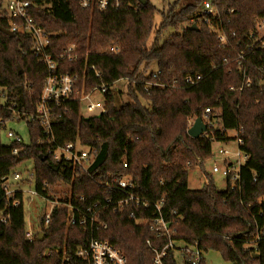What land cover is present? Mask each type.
Returning a JSON list of instances; mask_svg holds the SVG:
<instances>
[{
    "label": "trees",
    "instance_id": "obj_1",
    "mask_svg": "<svg viewBox=\"0 0 264 264\" xmlns=\"http://www.w3.org/2000/svg\"><path fill=\"white\" fill-rule=\"evenodd\" d=\"M204 1L175 0L159 9L150 0H122L117 8L98 10L82 8L80 0H35L33 16L50 39L47 53L59 60L62 50L74 44L78 58L60 60V69L78 74L86 91L105 85L106 111L84 117L80 102L72 99L52 106L56 142L79 140L94 149L89 173L76 178L71 177L68 163L54 162L47 145L37 143L43 132L36 117L26 123L31 144L17 156L13 144L2 142L0 122V177L32 159L38 187L45 182L54 187L62 180L71 187L73 203L79 204L77 198L82 196L88 206L121 196L107 183L114 185V177L120 175L132 176L151 208L130 205L117 212L104 208L108 227L95 233L124 251L128 264H153L147 240L159 246L167 242L131 216L134 211L136 217H152L161 201L162 210L173 219L178 244L197 246L203 253L217 250L231 264H264V234L254 247L247 245L251 234L264 228V35L259 30L264 27V0H211L218 11L215 15L202 9ZM193 23L197 27L192 28ZM0 27H8L2 14ZM169 28L176 31L167 33ZM112 46L118 49L108 51ZM29 47L28 36H9L0 30V94H8L21 118L36 114L48 74ZM240 52L251 78L250 86L242 90L230 88L241 74ZM196 73L211 83L185 82L187 75ZM121 79L129 82L130 100L118 105L112 88ZM206 107L219 112L217 127L191 137L190 119L203 118ZM11 111L0 106V120L9 118ZM230 130L235 134L229 135ZM237 137L248 155L240 169L241 189L231 190L227 182L220 190L210 174L201 188H190L189 170L203 167L213 157V142ZM12 201L0 184V264H62L64 253L69 261L63 264H89L75 253L87 246L92 233L79 224L68 226L66 207L54 208L43 233L29 240L24 205L13 206ZM39 219L43 226V216ZM54 248L61 251L46 254ZM165 264H178L175 250H169ZM185 264L193 263L187 258ZM198 264H207L204 256Z\"/></svg>",
    "mask_w": 264,
    "mask_h": 264
},
{
    "label": "built area",
    "instance_id": "obj_2",
    "mask_svg": "<svg viewBox=\"0 0 264 264\" xmlns=\"http://www.w3.org/2000/svg\"><path fill=\"white\" fill-rule=\"evenodd\" d=\"M122 0H80L79 4L82 8H96L98 10H106L108 8H117ZM36 8L35 0H0V14L6 18L8 27H4L12 33H20L30 38V51H33L47 69V78L43 90L36 104V114L30 115L28 118H21L20 112L15 108L16 104L8 102V94H0V106L12 109L9 118L1 119L3 124L1 128L5 131L10 145H14L12 151L17 156L21 149H27L31 144V138L28 130V142L16 130L8 128L7 123H24L27 127L28 120L36 117L42 127L43 136L37 139V143L47 145V155L49 154L54 162H66L71 166V177H79L83 173H89V167L95 160L94 149L90 146L83 145L79 140L65 143H57L53 132L52 122L55 114L52 110L53 104L59 105L66 100H78L80 102V112L84 117L99 116L106 111V86L102 85L93 90L86 91L85 82L79 84V75L74 73H63L60 69V60L73 61L78 58L76 46L71 44L65 47L59 60L53 58L47 53V47L50 43L49 35L36 22L33 12ZM202 9L208 14H218L217 8L211 0H205ZM207 19L205 18V21ZM260 35H264L263 25L259 26ZM263 32L261 33V31ZM220 40L225 43V38L221 36ZM118 46L108 48V51L114 52ZM241 53V52H240ZM238 55L241 65V74L236 78L235 85L230 88L242 90L246 86H250L251 78L245 71V65L241 63L244 54ZM246 61V59H245ZM91 69H94L91 66ZM97 76H100L98 71H95ZM185 82L189 85H197L199 83L210 84L211 79L201 73L187 75ZM162 86V84H158ZM99 91L102 94V100L92 98L93 93ZM85 107V109L83 108ZM83 108V109H82ZM85 112V113H84ZM219 112H216L211 107H206L203 121L207 125L206 132L213 127H217V118ZM194 119H190V126ZM205 132V133H206ZM238 149L230 151L224 147H219L217 160L223 165L220 167L214 161L212 170L221 172L226 178L231 190H240V169L246 162L248 155L243 152L239 145L242 139L237 137ZM122 161L127 166L126 158ZM27 163H29L28 166ZM114 185L107 186L116 192H120L121 196L107 197L104 201L98 200L88 206L84 205L85 199L81 196L77 198L79 204L72 201L71 187L68 183L60 180L56 182L54 187H50L48 182L43 183L38 187L36 179V169L32 159L23 160L12 171L0 177V184L4 190L5 196L13 198L12 205L18 206L20 203L24 205L25 220H26V238L29 240L35 239L39 233H43V228H46L50 222L52 211L56 207L67 208V225L73 226L79 224L83 228L90 230L92 237L86 247H79L76 250V257L88 262L89 264H128V258L124 251L112 245L109 240L96 236L102 230L107 229L108 223L102 217L104 208H111L114 212L122 211L134 205L136 208L148 209L151 208V202L143 197L140 193V186L137 181L130 175L124 174L114 177ZM33 183L34 188L26 189L23 184ZM61 184L66 185L62 187ZM19 195V197H18ZM163 201L160 202L162 204ZM39 211H37V206ZM82 204V206L80 205ZM160 204L155 205L152 217H136L134 211L131 216L135 218L138 224H148L150 230L154 233L155 238H166L167 242L162 245H155L151 242V238L147 240V244L153 252V264H165V259L169 255V250L179 251L180 259L185 264L189 258L193 264H198L204 253L197 247L186 244H178L173 238L175 227L172 218H168L161 208ZM175 213V212H174ZM43 216V226L40 224V216ZM3 222H7V217H2ZM264 228L257 230L251 234V239L248 246L254 247L258 241L262 239ZM58 248L47 249L46 254L50 255L54 252L59 253ZM69 261V256L65 253L61 256V263ZM54 264V263H52Z\"/></svg>",
    "mask_w": 264,
    "mask_h": 264
},
{
    "label": "rangeland",
    "instance_id": "obj_3",
    "mask_svg": "<svg viewBox=\"0 0 264 264\" xmlns=\"http://www.w3.org/2000/svg\"><path fill=\"white\" fill-rule=\"evenodd\" d=\"M152 3H154L159 9H166L168 7V5L172 2H174L175 0H150ZM160 20V15L156 16V22L158 23ZM186 24L180 25L178 28V31H181L183 29V27H185ZM176 29L174 28H169L167 33H171V32H175ZM263 32V30L261 31V33ZM153 36V33L149 39V42L151 41V38ZM156 69V65L152 64L151 65V70H155ZM128 80L126 79H121L119 81H117L114 84L113 92L115 93L116 96V100L118 102V105L122 104L123 102H128L130 100L129 96H128ZM92 98L95 100H102V94L99 91H96L95 93H93ZM146 105V102H143ZM83 108L85 109V107L83 106ZM82 108V109H83ZM85 113V112H84ZM7 127L16 130L19 134H21L24 138L25 142H28L29 139V135H28V130L27 127L24 123H7ZM229 135H234L235 131L234 130H230ZM1 140L3 143H9V139L6 136L5 131H2L1 133ZM219 147H224L230 151H236L238 149V142L236 140H231L227 143L225 142H220V141H215L212 144V151H213V157L208 159L207 161H205V163L203 164V167L200 166H196L193 169L189 170L188 173V186L192 189H198L201 188L205 181H206V174H210L214 180V183L216 184V186L220 189V190H225L227 187V181L226 178L224 177V175H222L221 172H214L212 170V167L214 165V161L217 160L218 158V149ZM216 163L218 164V166H222L223 163L219 160L216 161ZM29 163H27L28 165ZM30 166V165H28ZM62 187H66V185L61 184ZM23 186L26 189H32L34 188V184L31 183H25L23 184ZM37 206V204L35 205ZM39 209V206H37V211ZM176 256L178 257V264H183V262L180 259V253L179 251L176 252ZM204 257L207 261V264H231L230 262L226 261L223 257V255L221 254V252L217 251V250H209L207 253H204Z\"/></svg>",
    "mask_w": 264,
    "mask_h": 264
},
{
    "label": "water",
    "instance_id": "obj_4",
    "mask_svg": "<svg viewBox=\"0 0 264 264\" xmlns=\"http://www.w3.org/2000/svg\"><path fill=\"white\" fill-rule=\"evenodd\" d=\"M141 3H146L147 0H139ZM197 27L196 23L192 24V28ZM0 30L6 34H8L9 36H13L14 33H12L11 31H9L8 29L4 28V27H0ZM20 72H22V69L20 70ZM207 130V125L206 123L203 121V119L201 117H196L194 119V122L192 123V125L188 128V134L191 137L197 138L199 136H201L202 134H204ZM42 160H45V157H42Z\"/></svg>",
    "mask_w": 264,
    "mask_h": 264
}]
</instances>
